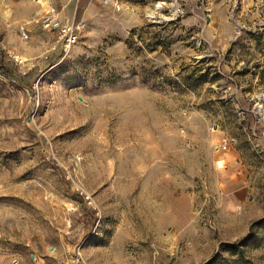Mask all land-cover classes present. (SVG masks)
<instances>
[{"label": "rangeland", "instance_id": "rangeland-1", "mask_svg": "<svg viewBox=\"0 0 264 264\" xmlns=\"http://www.w3.org/2000/svg\"><path fill=\"white\" fill-rule=\"evenodd\" d=\"M214 257L264 264V0H0V264Z\"/></svg>", "mask_w": 264, "mask_h": 264}, {"label": "built area", "instance_id": "built-area-1", "mask_svg": "<svg viewBox=\"0 0 264 264\" xmlns=\"http://www.w3.org/2000/svg\"><path fill=\"white\" fill-rule=\"evenodd\" d=\"M104 2H108V0H104ZM34 23L42 30L53 32L64 48H69L78 42L85 26V23L81 20L75 22L64 19L61 16V11L55 6L47 8L39 17L34 19ZM19 32L23 39L28 38L29 29L26 24L20 25Z\"/></svg>", "mask_w": 264, "mask_h": 264}, {"label": "trees", "instance_id": "trees-1", "mask_svg": "<svg viewBox=\"0 0 264 264\" xmlns=\"http://www.w3.org/2000/svg\"><path fill=\"white\" fill-rule=\"evenodd\" d=\"M4 74H6V72H3ZM253 227L254 225L251 226V235H252V232H253ZM249 239H251V236H249ZM237 249H239L238 246H234V245H230L228 246V251L230 252H233L235 254V251H237ZM237 253V252H236ZM243 253H242V250H238V258L241 259L243 258ZM203 264H220V261H219V257H214L211 261H208L206 263H203ZM227 264V263H226Z\"/></svg>", "mask_w": 264, "mask_h": 264}]
</instances>
